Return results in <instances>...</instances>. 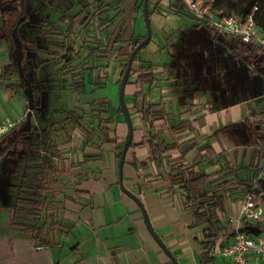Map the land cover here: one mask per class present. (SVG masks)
<instances>
[{"label":"crops","instance_id":"obj_1","mask_svg":"<svg viewBox=\"0 0 264 264\" xmlns=\"http://www.w3.org/2000/svg\"><path fill=\"white\" fill-rule=\"evenodd\" d=\"M195 18L192 27L174 43L173 52L168 43L159 45L169 59L160 66H152L156 73L152 83H141L135 73L127 84L125 100L131 112L134 138L126 155L124 184L141 199L154 229L179 264H224L219 252L223 245L232 242L234 220L240 216L242 199L229 204L230 228L211 253L215 261L207 262L198 242L202 229L191 226L194 215L183 208L182 196L169 180L156 179L149 148L141 144L147 136V126L135 108L136 96L144 94L150 103L164 109L170 126L177 129L161 128L162 135L168 143L178 142L181 146L171 153L173 157L186 153L184 162L193 165L202 161L199 166L209 173L221 168L217 161L236 168L263 167L264 149L257 139H250L246 129L254 120L264 121L263 74L259 80L254 77L256 83L250 85L246 74L238 71L234 54L220 40L223 35ZM135 24V33L144 35L145 26L139 15ZM131 30L128 27L126 37ZM249 45L257 49L254 53L264 73V51ZM127 52L125 48L123 53ZM114 53L109 55L114 57ZM11 59L9 49L0 40V72ZM142 63L146 64L139 54L134 67ZM122 71L123 62L115 60L108 70L107 85L95 91L89 86V92L81 96L83 102L109 100L114 109L109 117L113 120L104 124L105 143L99 144L96 136L93 145L85 149L76 134L74 141L64 147L74 166L66 175L68 198L64 193L59 195L64 231L57 235L58 244L37 245L29 233L19 232L13 224L14 208L1 202L0 264H175L150 232L138 202L120 186L118 148L129 135L125 114L117 112L116 92L120 90ZM100 90H107V94L95 98ZM19 92L15 86L0 84V122L6 116L18 124L25 119L28 99ZM155 93L160 102L152 101ZM159 123L162 122H156ZM257 136L264 137L261 125ZM204 146L213 154L202 150Z\"/></svg>","mask_w":264,"mask_h":264},{"label":"trees","instance_id":"obj_2","mask_svg":"<svg viewBox=\"0 0 264 264\" xmlns=\"http://www.w3.org/2000/svg\"><path fill=\"white\" fill-rule=\"evenodd\" d=\"M128 1L20 0L22 14L25 13L28 17L24 22L17 21L15 26L18 24L21 37L26 35L27 41L37 45L44 52L40 56L32 52L33 54L25 57L26 76L32 78V73L36 75L40 64L55 62L56 73L59 75L55 81L70 76L72 82L69 87L78 102L74 108H59L52 111L45 126L40 125L41 115L35 113L37 108L42 106V99L34 109L37 123L33 122L30 127H26L25 116L23 135L27 136L28 158L20 182L15 186L13 224L19 232L29 233L37 245H57V235L64 231L63 218L59 214L62 208L59 195L65 194V188L69 183L66 175L69 168L74 166V162L69 161L64 153V147L74 141L76 134L85 149L90 144L93 145L96 136L99 144L107 141L103 132L106 130L104 124L113 120L109 117L113 109L111 102L106 99L83 102L81 96L89 92V86L91 91H95L107 85V79L110 78L108 70L115 60L123 62L122 79L131 53L147 35L144 0H130L129 6L125 8ZM200 1L212 2V10L219 15L245 17L253 14L258 26L264 31V0ZM151 2L150 0L149 6ZM168 8L172 13L191 14L182 0H175ZM8 9V6H0L2 11ZM32 11L37 14L36 22L30 20ZM45 11H49L48 14H45ZM138 15L143 23L145 22L144 35L135 33ZM129 25L133 31L131 30L132 33L126 37ZM7 35L11 40L12 59L0 72V84L15 86L19 93L25 96V85L22 83L13 55L15 45L12 30ZM216 35L219 36L217 33ZM223 37L221 39L224 43L232 41L226 34H223ZM241 45L247 50H257L254 46L244 44L240 39L234 40L232 49H238ZM23 47L26 50L24 44ZM125 48L128 49L127 53H123ZM110 52H115V56H110ZM134 63L128 83L135 73H138V80L141 83L144 81L152 83L156 77L152 65L142 63L136 68ZM39 83L40 91L37 90L35 93L37 98L46 88L42 86L43 81L39 80ZM62 85L57 83L52 87L59 88ZM136 97L138 102L135 108L146 124L148 132L141 144H147L149 148L156 179L169 180L172 188L179 191L183 208L194 215L192 228L202 229V238H198V242L203 249V258L207 262H214L216 258L211 256V253L217 249L220 237L230 228L229 204L243 199L255 184L262 168L259 166L253 168L251 165L236 168L217 161L215 163L221 168L209 173L199 166L202 161L193 165L184 162L186 153L173 157L171 153L180 150L181 146L178 142L168 143L162 135L164 130L161 128L176 130L177 127H171L164 109L150 103L144 94ZM117 112L124 114L121 102ZM95 121H98L96 126ZM157 121L162 123L157 125ZM257 123L258 121H255L258 129L260 125ZM257 134L255 132L252 139L253 141L257 139L264 149V137H258ZM124 143L118 148V158L121 157ZM201 149L210 151L208 146ZM210 153L213 154V151ZM261 182L264 187V179ZM64 196L65 199L68 198L66 194ZM263 226L262 222H244V229L255 227L261 229Z\"/></svg>","mask_w":264,"mask_h":264},{"label":"rangeland","instance_id":"obj_3","mask_svg":"<svg viewBox=\"0 0 264 264\" xmlns=\"http://www.w3.org/2000/svg\"><path fill=\"white\" fill-rule=\"evenodd\" d=\"M151 1L149 9L150 12H152L150 19L152 23L153 38L152 41L142 49L140 56L146 64L157 67L166 63L169 59V54L164 55L161 53L159 45L162 46L163 43H168L170 45L169 51L173 52L172 48L176 46H174V43L180 40L187 28L192 27V25L196 22V18L189 13L177 14L169 12L168 7L172 2H175V0ZM129 2L130 0L125 5V8L129 6ZM0 6L9 7L6 11L0 10V40L3 41L11 53V40L7 34L9 31L13 30L15 24L20 18L23 17L22 22H24L28 15L25 13L22 14L23 12L21 11L20 0H1ZM48 12L45 11L44 13L48 14ZM36 15L37 14H34L32 11L30 14V20L36 22V20H38L36 19ZM162 35L168 36L169 39H164ZM21 39L26 47L25 57L33 53L36 55L39 54V56L44 53L43 50H40L37 47V45L27 41L28 38L26 35L21 37ZM56 69L57 65H55V62L52 61L47 64H40L37 68V79L38 81H43L44 83H42V86L46 87L40 94L42 106L37 108L35 111L36 114L41 115V126H45L47 118L55 109H70L74 108L75 105H78L76 96L69 87L72 79L70 76H65L62 80L58 82L55 81L59 78V75L56 73ZM34 76L35 75L32 73V78H30L32 81ZM57 83H62V87L53 88L52 85H57ZM39 84L41 86V83ZM118 91L116 93H119ZM106 94L107 90H100V92L96 93L95 98L103 97ZM160 100V96L155 93L152 101L160 102ZM117 101L120 103L119 94L117 95ZM36 116L34 114L32 123H37ZM24 120L25 119L17 124V126L0 141V203L3 202L10 208H14V200L16 197L15 186H17L20 182V177L28 158L26 152L27 136L23 135ZM258 123L264 128V121H258ZM258 131L259 128L257 129V133Z\"/></svg>","mask_w":264,"mask_h":264},{"label":"built area","instance_id":"obj_4","mask_svg":"<svg viewBox=\"0 0 264 264\" xmlns=\"http://www.w3.org/2000/svg\"><path fill=\"white\" fill-rule=\"evenodd\" d=\"M188 11L220 34L232 40L240 39L244 44H254L264 51V31L258 26L254 15L245 17L219 15L211 8L212 2L182 0ZM257 9V8H255ZM18 122L4 117L0 122V141ZM264 165L255 184L244 195L240 216L234 220L232 242L223 245L219 255L224 264H264V226L261 229H244V222L260 223L264 218Z\"/></svg>","mask_w":264,"mask_h":264},{"label":"water","instance_id":"obj_5","mask_svg":"<svg viewBox=\"0 0 264 264\" xmlns=\"http://www.w3.org/2000/svg\"><path fill=\"white\" fill-rule=\"evenodd\" d=\"M149 1L150 0H144V5H143L144 18H145V22H146V26H147V35L135 47V49L131 53L129 60H128L127 67L124 71V74H123V77H122L121 83H120V90H119L120 102H121L124 114L126 116V119H127L128 125H129V135H128L125 143H124L122 154L120 157V163H119L120 186L126 194H128L129 196H131L134 200H136L138 202V204L140 205V207L143 211V214H144V217L146 220V224H147L150 232L155 237V239L158 241V243L163 248V250L175 262V264H179L176 257L173 255V253L167 247L165 242L162 240V238L158 235V233L154 229L152 222L150 220L149 214H148L146 208L144 207V204L142 203L141 199L137 196V194H135L133 191L128 189L124 184V165H125V161H126V155H127V152L129 150V148L133 142V138H134V126H133V121H132L130 109H129V107L126 103V100H125V92H126V87H127V83H128L130 74L132 72L134 60H135L136 56L138 55V53L151 42V39L153 36V30H152L151 19H150ZM22 20H23V17L20 18V22H22ZM12 37H13L14 45H15L13 55H14L15 62H16L17 67H18V72H19L20 78L22 80V83H24V85H25L24 93L28 99V111H27V115H26V127H30L32 125V121H33V117H34V109H35L37 104H40L41 100H40V98H36L32 81L25 74V70H24L25 50L23 47V42H22L20 33H19V26H15L13 28Z\"/></svg>","mask_w":264,"mask_h":264},{"label":"flooded vegetation","instance_id":"obj_6","mask_svg":"<svg viewBox=\"0 0 264 264\" xmlns=\"http://www.w3.org/2000/svg\"><path fill=\"white\" fill-rule=\"evenodd\" d=\"M19 23H21L20 19H19ZM16 26H18V24ZM220 40H222V39H220ZM233 42H234V40H232L230 43H228V42L224 43L223 42V45H224V47L226 49L230 50L234 54V57H235L236 63H237L236 66H237L238 71L241 74L245 73L246 76H247L246 77V81H248V83L250 85H253L254 81L256 83V80L253 79L254 77H256L259 80L260 76H261V73L263 74V77H264V73H263L262 69L260 68V63H259V60H258V56L255 55L254 51L247 50L242 45L239 46L238 49H232ZM35 76L33 78V81L32 80L31 81H32V84L34 86V92L36 93L37 90L40 91V87L41 86H40L39 81L37 79V75H35ZM39 96L40 95H38V98H39ZM40 100H41V98H40ZM255 121L256 120L251 122L246 127V129L248 130V133H249V137H250V139L252 141H253V139H252L253 134L255 132L257 133V128L255 126Z\"/></svg>","mask_w":264,"mask_h":264}]
</instances>
